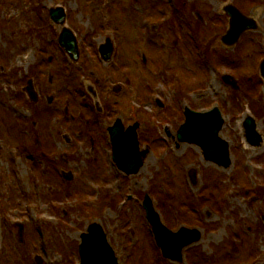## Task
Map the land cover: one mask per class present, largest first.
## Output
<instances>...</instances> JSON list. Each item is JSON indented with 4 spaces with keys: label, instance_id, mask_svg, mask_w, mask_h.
<instances>
[{
    "label": "rangeland",
    "instance_id": "374dc122",
    "mask_svg": "<svg viewBox=\"0 0 264 264\" xmlns=\"http://www.w3.org/2000/svg\"><path fill=\"white\" fill-rule=\"evenodd\" d=\"M228 4L254 22L233 43L223 39ZM52 5L65 8L76 63L55 44ZM105 37L115 43L108 63L97 54ZM263 58L264 0H0V264H74L96 221L119 264H179L147 234L149 190L169 227L200 228L187 264H264ZM214 104L227 168L175 142L185 105ZM247 113L259 145L245 141ZM117 116L149 130L130 175L111 157L106 126Z\"/></svg>",
    "mask_w": 264,
    "mask_h": 264
},
{
    "label": "water",
    "instance_id": "95a60500",
    "mask_svg": "<svg viewBox=\"0 0 264 264\" xmlns=\"http://www.w3.org/2000/svg\"><path fill=\"white\" fill-rule=\"evenodd\" d=\"M225 11L229 14V29L223 35L226 43L235 42L242 31L254 27V22L244 16L233 4H228ZM50 15L55 23L63 25L59 37L60 44L76 61L78 58L77 40L72 30L64 26L66 19L64 9L62 7L51 8ZM99 51L105 61L110 59L113 51L110 38H106L105 42L99 45ZM260 68L264 74V60ZM184 113L185 120L177 130V139L198 145L206 160L213 161L219 166H228L231 162L228 143L218 135L223 122L219 109L214 107L210 111L198 112L185 107ZM136 126L137 124L123 128L120 119H117L109 128L113 158L119 168L127 173L135 172L141 164V158L138 155ZM244 126L247 141L251 145H259L261 137L255 130L254 119L248 116ZM144 204L147 207V216L163 255L181 261L182 249L200 238V230L182 226L177 231H172L161 223L147 196H145ZM79 253L80 262L78 264H118L105 232L97 222L89 224L87 231L82 233Z\"/></svg>",
    "mask_w": 264,
    "mask_h": 264
}]
</instances>
